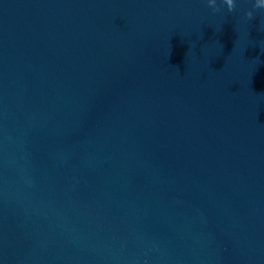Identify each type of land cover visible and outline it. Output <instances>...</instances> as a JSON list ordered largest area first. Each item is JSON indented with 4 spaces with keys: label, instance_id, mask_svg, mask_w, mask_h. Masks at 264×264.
<instances>
[{
    "label": "water",
    "instance_id": "95a60500",
    "mask_svg": "<svg viewBox=\"0 0 264 264\" xmlns=\"http://www.w3.org/2000/svg\"><path fill=\"white\" fill-rule=\"evenodd\" d=\"M252 4L0 0V264H264Z\"/></svg>",
    "mask_w": 264,
    "mask_h": 264
},
{
    "label": "clouds",
    "instance_id": "9594fccd",
    "mask_svg": "<svg viewBox=\"0 0 264 264\" xmlns=\"http://www.w3.org/2000/svg\"><path fill=\"white\" fill-rule=\"evenodd\" d=\"M206 2L214 12H219L221 5L226 6L228 12H234L237 6V0H219V3L218 0H206ZM253 9H264V0H253L252 8L245 12L246 18H253Z\"/></svg>",
    "mask_w": 264,
    "mask_h": 264
}]
</instances>
